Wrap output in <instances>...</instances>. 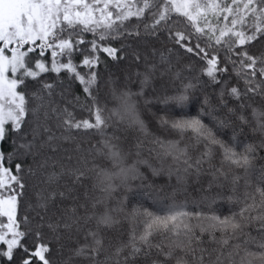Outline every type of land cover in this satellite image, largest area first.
I'll use <instances>...</instances> for the list:
<instances>
[{
  "label": "snow or ice",
  "instance_id": "obj_1",
  "mask_svg": "<svg viewBox=\"0 0 264 264\" xmlns=\"http://www.w3.org/2000/svg\"><path fill=\"white\" fill-rule=\"evenodd\" d=\"M242 3L241 7L240 0H231L230 4L219 3L217 0H209L207 3L201 0H141L136 4L122 3L121 0H0V217L6 218L7 221L0 227V242L5 246L0 250V264H32L33 258L39 264H51L46 255L50 253L48 244L43 241L35 242V250L30 251L27 242L30 232L19 228L16 220L18 197L24 194L26 183L21 177L23 165L16 163L15 173L11 171L10 165L13 157L33 152L39 133L33 128V139L27 140L24 130L27 117L29 113L35 116L41 107L50 102L53 95L54 83L47 82L40 74L49 71L59 74L62 69L83 85V92L87 101H90V117L94 120V123L90 122L89 118L73 120L69 114L63 124L68 129L95 130L101 137L96 154L111 164V167L95 166L96 186L102 195L92 207L95 209L97 204H102L103 209L85 217V221L94 219L96 227L95 230L89 229L86 232V239L91 240V246H78L74 253L76 256L87 257L90 254L93 264H97L95 258L102 246L100 230L111 228L118 223V215L127 220L131 228L130 239L125 245L131 248L130 256L141 253L142 249L137 246L138 243L151 247L150 238L154 233H166V242H161L156 247L166 260L174 258V264H188L184 255L176 253L191 252L194 229L200 227L202 232L205 231L204 222L221 232L240 229L241 224L235 219V213L221 218L213 207L217 200L224 198L222 192L205 195L201 200L193 201V208L189 207L187 200L176 199V193L182 190L190 170L199 175L201 166L211 161L216 148L219 149L222 164L244 170L242 198L229 196L228 199L239 200L242 205L239 209L242 220L247 219L244 215L246 212L259 209V214L251 219L261 221V227L264 229V169L253 179L255 170L252 162L256 146L246 144L237 151L233 142H225L216 134L223 128L231 127L228 115L234 113V108L228 106L226 97L240 100L243 95L249 101L254 100L256 96L264 97V0H242ZM110 6L116 8L115 14L110 10ZM172 13L186 18L189 27L194 31L173 29ZM209 13L217 17L216 24L208 22ZM148 14L152 17L153 35L162 28L167 29L169 39L174 44L204 62L200 71L202 76L207 77V82L215 86L214 91L218 97V105L214 107L217 112L227 109V114L223 117L213 114L212 111L207 113L211 117V126L203 123L199 116L169 114L162 118V125L171 129L180 139L156 137L152 140L155 146L152 151L156 153L160 167H154L147 160L140 158L129 163L128 153L123 152L120 146L113 142L117 138L105 132L115 120L145 136L149 135L144 121L140 118L139 103L143 98V88L150 83L153 68L150 67L146 73L141 74L139 92L113 89L111 101L114 103L111 107L108 106V100L102 99L98 93L94 94L99 76L97 66L100 63L97 53L103 52L112 59L117 58L116 49L102 43L116 33L115 22ZM221 15L224 21H229L230 18V24H220ZM201 23L205 26H201ZM86 32L92 33L91 41L86 40ZM193 40L195 47L192 45ZM253 48L256 50L253 51ZM48 53L50 68L45 59ZM76 54L82 57L81 66L89 70L88 74H81L77 70L73 60ZM160 60L161 63L170 64V57L163 52ZM220 64L224 66L221 67ZM233 74L236 83H233ZM240 81L245 85L243 93L240 90ZM190 87L191 84L185 85L182 90L160 98V102L181 107L189 100ZM46 96L49 101L45 100ZM29 97L31 101L36 102L35 107L29 108ZM147 103L149 101H145V104ZM204 104H209L207 97ZM52 111L55 112V108ZM203 114L202 111L201 115ZM251 118L255 122L254 130H258L264 137V108H253ZM243 119V116H237V120ZM8 124L10 129L6 128ZM44 131L47 132L48 129L45 128ZM9 136L10 151L6 153L9 166L5 167L2 145ZM185 137L190 143H185L182 147L181 143ZM47 139L51 140L52 137ZM191 144H203V150L195 161L188 151ZM260 146L264 147V138L261 139ZM139 147L140 145H137V148ZM136 155L139 157L140 153L137 152ZM140 165H147L153 176L161 173H166L169 177L175 175L178 187L171 193L161 195L159 188L145 182L146 177L140 172ZM217 172L221 176L226 175L222 169L217 168L212 173L213 181L217 180ZM79 175L83 176V173ZM54 176L55 174L49 179H54ZM239 179V176L232 177L233 193L237 190ZM135 181L139 183L134 184ZM134 191L145 192L150 198V205L146 207L132 204L129 207V195ZM54 195L55 193H50L48 197L42 198L37 194V207L46 208L47 200ZM257 196L260 198L259 202L256 200ZM201 204L208 209L207 212L201 208ZM75 211V208L68 209L70 214ZM77 219L79 218L74 219L73 215H67L65 223H49L48 227L53 231L61 227L68 229ZM138 221L144 224V228L137 236L135 225ZM193 221L197 223L194 224ZM40 235L38 226L37 238ZM257 243L259 252L250 251L247 247L241 248L239 244L235 245L237 251L228 253V264H264V239ZM165 248L167 251H164ZM120 252L121 249L117 248L115 255L119 257ZM233 256L239 258L233 260ZM195 259L193 254V260ZM200 264H204L203 256L200 257ZM214 264H223L219 253Z\"/></svg>",
  "mask_w": 264,
  "mask_h": 264
},
{
  "label": "trees",
  "instance_id": "obj_2",
  "mask_svg": "<svg viewBox=\"0 0 264 264\" xmlns=\"http://www.w3.org/2000/svg\"><path fill=\"white\" fill-rule=\"evenodd\" d=\"M140 2L141 0H129L126 3L136 4ZM201 2L207 3L209 0H201ZM217 2L230 4L231 0H217ZM240 6H243L242 0H240ZM112 12L115 14L116 9H113ZM207 20L212 24L217 23V17L211 13L208 14ZM219 23L230 24V18L229 21H224L223 15H221ZM151 25L152 17L150 14L140 18L133 16L123 22H115L116 33L110 35L102 43L115 48L117 58L112 59L103 52L97 53L100 57V63L97 66L99 76L94 94L98 93L102 99L108 100V106L111 107L114 103L111 101L113 89H128L132 92H139L141 74L146 73L150 67L153 68L150 83L143 88V98H138L140 99V118L144 121L149 135L145 136L138 130L128 128L115 120L111 122L105 132L107 135L117 138L113 142L117 143L123 152L128 153L129 163L140 158L147 160L154 167H160L159 159L156 153L152 151L155 147L152 140L156 137L180 139L171 129H166L162 125V118H166L169 114L173 116H199L203 123L211 126V117L207 113L212 111L213 114L223 117L227 114V109L223 112H217L214 107L218 105V97L214 91L215 86L207 82V77L202 76L200 66L204 62L199 60V57L187 53L179 45L174 44L169 39L167 29L162 28L156 35H153ZM171 26L180 31H194L189 27L186 18L177 13L171 14ZM201 26L205 25L201 23ZM205 30L207 31L206 27ZM84 36L86 40L91 41L92 33L86 32ZM184 42L187 43V41ZM253 43L255 44V42ZM192 45L195 47V40L192 41ZM255 50L256 48H253V51ZM162 52L170 57V64L161 63ZM45 59L50 68V53ZM81 59L80 54L73 57L77 70L81 74H88L89 70L81 66ZM219 66L223 67L224 65L220 64ZM229 71H231L230 65ZM40 75L47 82L54 83L55 87L50 102L41 107L35 116L29 113L27 117V124L24 126L27 140L33 139V128L37 129L39 133L35 139L33 152L27 155H17L11 161L10 167L13 173L16 172V163L19 162L23 165L21 177L26 183L24 194L18 197L16 220L20 230L30 232L27 240L30 251L35 250V242L43 241L48 244L50 253L46 255L51 260V264H93L90 254L85 257L76 256L74 253L78 246L84 244L91 246V240L86 239V232L89 229L95 230L96 225L94 219L85 221V217L94 211L98 212L103 209L102 204H97L95 209L92 207L97 198L102 195L99 187L96 186L95 166L111 167V164L104 157L96 154V148L100 147L101 137L95 130L68 129L63 124V120L69 114L73 120L89 118L90 122L94 123L88 110L90 101H87V96L83 92V85L74 77H70L63 69L59 74L49 71ZM232 80L233 83H236L234 74ZM188 84H191L188 89L189 100L181 107L160 102V98L172 95ZM239 84L243 93L245 85L243 81H240ZM205 97L209 99V104H204ZM226 98L228 106L234 108V113L228 115L231 127L223 128L216 134L225 142H233L237 151H240L246 144L256 146L252 162L255 170L254 179L255 175H259L260 171L264 169V147L260 146V141L264 137L258 130H254L255 122L252 121L251 112L253 108H264V97L256 96L251 101L243 95L240 100ZM29 100V108L35 107L36 102L31 101V97ZM45 100L49 101V98L46 96ZM145 101H149V103L145 104ZM53 108H55V112L52 111ZM202 111L203 115H201ZM237 116H243L244 119L237 120ZM6 128L10 129V124L6 125ZM45 128L48 129L47 132L44 131ZM49 136L52 137L51 140L47 139ZM185 143H190L187 137L182 141L181 146L183 147ZM10 144L11 136L2 145L5 153L3 161L5 167L9 166L6 153L10 151ZM137 145L140 147L137 148ZM202 150L203 144L190 145L188 151L193 161ZM137 152L140 153L139 157L136 155ZM217 168L222 169L226 175L221 176L217 172V180L213 181L212 173ZM140 172L145 175L146 183L150 182L155 188L160 189L161 195L171 193L174 188L178 187L175 175L169 177L166 173H161L153 176L147 165H140ZM79 173H83V176H80ZM53 174H55L54 179L50 180L49 177ZM233 176L241 177L237 181L235 193L232 192L231 188ZM243 176L244 170L242 168L226 163L222 164V157L218 148H216L211 161L205 162L201 166L199 175L194 170H190L186 176L182 190L176 193L178 201L187 200L189 207L193 208V201L201 200L205 195H215L222 192L224 198L217 200L213 206L217 214L223 218L225 215L231 216L235 213V219L241 224V228L236 231L227 230L224 232L211 228L206 222H204L205 231L203 232L200 227H195L190 245L191 252L187 254L176 253V255H184L188 264H200L201 256H203L204 264H214L218 253L221 255L223 264H228V253L236 252L237 249L234 246L237 244L241 245V248L247 247L250 251H260L257 242L264 239V229L261 227V221L251 219L252 216L259 214V209L255 212H246L244 215L247 219L242 220L239 215V209L242 207L239 200L228 199L229 196L242 198ZM133 183L138 184L139 181ZM17 191H19L18 188ZM50 193H55V195L47 200V207L38 208L37 194L46 198ZM259 199L257 196V202ZM150 203L149 196L143 191H134L129 195V207L132 204L147 207ZM69 208H75V213H68ZM201 208L205 212L208 211L203 204H201ZM67 215H73L74 219L79 218L76 223H72L71 228L61 227L53 231L48 227L49 223L54 225L65 223ZM41 217H43V221H41ZM26 220L27 223H25ZM117 220L118 223L111 228L100 230L102 246L95 258L97 264H117V261L119 264H174V258L166 260L156 247L157 244L166 242V233H154L150 238L151 247L138 243L137 246L142 249L141 253L130 256L131 248L125 245L130 239L131 228L128 221L122 216L118 215ZM193 223L197 222L193 221ZM38 226L41 234L39 238L36 236ZM135 228V234L138 236L143 231L144 224L138 221ZM4 247L0 243V250H3ZM117 248L121 249L119 257L115 255ZM164 251L167 249L165 248ZM193 254L196 257L195 260H193ZM238 258V256L232 257L233 260ZM32 264H39V262L33 258Z\"/></svg>",
  "mask_w": 264,
  "mask_h": 264
},
{
  "label": "rangeland",
  "instance_id": "obj_3",
  "mask_svg": "<svg viewBox=\"0 0 264 264\" xmlns=\"http://www.w3.org/2000/svg\"><path fill=\"white\" fill-rule=\"evenodd\" d=\"M127 1H129V0H121L122 3H126ZM88 2H91V0H88ZM113 9L115 10L116 8L114 6H110V10L112 11ZM97 16H98V14H97ZM6 194L7 193H5V195ZM6 222H7L6 218L0 217V227H2L3 223H6ZM8 238H10V235ZM0 243H2V242H0Z\"/></svg>",
  "mask_w": 264,
  "mask_h": 264
}]
</instances>
